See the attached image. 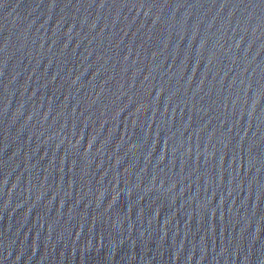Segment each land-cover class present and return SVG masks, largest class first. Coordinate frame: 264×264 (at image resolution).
Masks as SVG:
<instances>
[{"label":"water","instance_id":"1","mask_svg":"<svg viewBox=\"0 0 264 264\" xmlns=\"http://www.w3.org/2000/svg\"><path fill=\"white\" fill-rule=\"evenodd\" d=\"M0 264H264V0H0Z\"/></svg>","mask_w":264,"mask_h":264}]
</instances>
